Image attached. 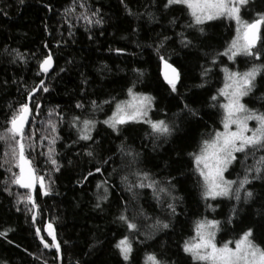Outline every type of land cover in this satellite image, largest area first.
<instances>
[{
    "label": "trees",
    "instance_id": "16d2710c",
    "mask_svg": "<svg viewBox=\"0 0 264 264\" xmlns=\"http://www.w3.org/2000/svg\"><path fill=\"white\" fill-rule=\"evenodd\" d=\"M166 3L0 0V135L20 106L31 102L25 156L45 186L31 192L13 183L19 168L11 143L0 140V264H150L149 255L162 264H203L183 246L195 239L197 223L208 219L220 222V244L234 242L251 228L254 242L264 248V173L255 179L256 173L249 171L264 150L237 153L225 174L232 181L249 176L251 183L241 190L239 201L205 199L193 158L205 140L223 131V69L242 73L264 65V25L253 49L258 59H229L223 53L235 39L234 23L196 25L186 6L166 8ZM246 10V21L258 19L264 0L250 1ZM49 55L54 68L44 73L40 65ZM163 61L179 70L175 91L161 76ZM129 89L152 97L147 119L165 121L170 134L153 132L144 119L118 125L115 131L104 123L117 104L132 99ZM244 103L264 113V71ZM73 117L96 122L92 140L79 139L82 125L73 127ZM53 138L59 170L48 156ZM151 181L157 182L155 192L138 186ZM245 190L253 193L247 201ZM29 194L35 207L22 199ZM121 215L137 228L129 229ZM49 223L55 241L48 235ZM163 223L169 227L162 228ZM125 237L132 245L127 261L116 247Z\"/></svg>",
    "mask_w": 264,
    "mask_h": 264
},
{
    "label": "snow or ice",
    "instance_id": "6c2138e0",
    "mask_svg": "<svg viewBox=\"0 0 264 264\" xmlns=\"http://www.w3.org/2000/svg\"><path fill=\"white\" fill-rule=\"evenodd\" d=\"M21 3H23V0H21ZM248 3L249 0H167L165 7L173 5L186 6L190 10L196 25H202L205 21L221 17L234 20L237 25V35L223 54L228 56L229 59H234L238 55L251 56L258 59L259 54L254 52L253 49L257 43L259 29L261 25H264V14H260L259 18L252 22L243 20L240 15L241 9L245 8ZM85 19L88 18L85 17ZM95 23L99 24L100 21L96 20ZM185 43H190V41H185ZM51 66L52 57L49 55L43 60L40 67L43 72L47 73ZM165 66L172 73L171 76L166 75L165 79L171 86L172 91H175L176 82L179 80L180 74L177 69L166 62ZM223 71L226 74V82L224 87L219 90V95L223 96L227 101L221 105L224 109L223 131H217L210 140H205L200 152L193 154V158L195 169L203 180L202 195L205 199L210 198L215 200L218 197H227L239 201L241 199V190L245 188V185L251 183L249 176L246 174L242 180L232 181L225 179L224 173L233 161L237 159L236 153L247 154L248 151L264 150V113L258 114L242 103V98L248 96L253 91L256 77L264 71V65H254L242 73L229 71L227 68L223 69ZM41 87L44 92L48 91L47 87L43 85ZM128 91L132 99L127 103L117 104L116 111L112 117L105 120L104 123L115 131L118 125L144 119L146 123L151 125L153 132L161 135L170 134L171 129L165 121L159 120L153 122L147 119L152 97L138 96L131 89ZM212 99L215 100L216 97H212ZM93 105H95V102H93ZM76 107L81 108L82 105L78 103ZM30 111L28 103L21 105L19 112L11 118L10 127L7 128L4 135H0V140L11 143L12 159L15 166L19 168V175L13 173V183L26 189H33L36 182L32 175L31 162L25 156L24 130ZM51 114L52 112L50 111L49 115ZM57 115L59 114L57 113ZM253 120L256 121V126L250 128L249 121ZM95 123L91 119H84L82 121L79 117H73L72 119L73 127L82 125V127H78L79 139L85 141L92 140L91 133L95 128ZM49 126L52 132L56 131V125L51 120L49 121ZM233 126H235L234 129ZM54 143L55 138L50 141L48 156L51 164L59 170L57 161L53 158L54 149L51 147V144ZM87 154L89 156L92 155L91 152ZM249 171L256 173L253 178H262L261 174L264 173V156L257 161L255 168L249 169ZM38 179L40 187L44 188L43 177H39ZM143 179H148L147 173L143 174ZM156 183V181H151L146 185L141 182L138 186L141 188H152L155 192ZM160 191L163 192L165 189L161 188ZM48 194V191L44 192V195ZM252 196L253 193L251 191L245 190L246 201ZM22 199L32 203L33 207L36 206L31 194ZM169 208H172L173 213L175 212L172 205H169ZM120 219L127 224L129 229L135 230L137 228V225L129 222L126 216L121 215ZM219 223L217 220L198 222L195 239L186 241L183 251L190 254L193 260L203 262V264H264V248H261L254 242L252 238L253 229L249 228L244 231L240 238L234 242L226 241L218 246L215 241V234ZM157 224H160V222L157 221ZM161 226L164 229L169 227L167 223H163ZM47 230L48 235L55 241V230L51 223L47 225ZM39 231L37 229L38 234ZM0 235H3V233H0ZM41 240L43 242V237H41ZM232 244H234V247L230 246ZM51 246L48 243H44L45 248ZM54 246L59 251V243H56ZM116 247L119 249L123 259L125 261L129 260L132 245L127 237L120 240ZM148 260L150 264H162V261L155 255H149Z\"/></svg>",
    "mask_w": 264,
    "mask_h": 264
},
{
    "label": "water",
    "instance_id": "95a60500",
    "mask_svg": "<svg viewBox=\"0 0 264 264\" xmlns=\"http://www.w3.org/2000/svg\"><path fill=\"white\" fill-rule=\"evenodd\" d=\"M261 27H262V25H261ZM261 27H260L259 32H258V39H257L256 46H257V44H258V42H259V39H260ZM256 46H255V47H256ZM165 62H166L167 64H170L173 68H175V69H177V68H176L173 64H171L170 62H168V61H163V62L161 63V68H160L161 76H162L164 82H165L167 85H169L168 82H167V80L165 79V76H166V75L171 76L172 73H171V70L165 66ZM53 68H54V60H53V58H52V66H51V68L48 70L47 73L52 72ZM177 71L179 72L178 69H177ZM42 72H43V71H42ZM44 73H45V72H44ZM179 74H180V73H179ZM179 82H180V76H179V80L176 82V86L179 84ZM169 86H170V85H169ZM28 104H29V108L31 109V111H30V114H29V117H28V121H27V123H26V125H25V130L27 129V127H28V125H29V123H30V121H31L32 115H33L32 103L29 102ZM25 130H24V131H25ZM30 167L32 168V175H33L34 179L36 180L34 188H33V189H26V188H22V187H20L18 184H17V185H18L21 189H23V190H29V191H31V192H34L35 189L37 188V186H40V185H38V176H37L36 171H35L34 167L32 166V164H30Z\"/></svg>",
    "mask_w": 264,
    "mask_h": 264
},
{
    "label": "rangeland",
    "instance_id": "374dc122",
    "mask_svg": "<svg viewBox=\"0 0 264 264\" xmlns=\"http://www.w3.org/2000/svg\"><path fill=\"white\" fill-rule=\"evenodd\" d=\"M250 1H252V0H249V2H250ZM246 7H247V6H246ZM246 7H245V8H242V9H241V13H240V15H241V17H242L243 20H245V16L248 15V11L246 10ZM214 20H227V21H229V22L231 21L232 23H234V26H235V38H236V35H237V33H236L237 25H236V22H235L234 20H230V19H228V18H226V17H221V18H217V19H214ZM210 21H213V20H210ZM245 21H246V20H245ZM244 98H245V97L242 98V103H244ZM244 104H245V103H244ZM246 107H247V106H246ZM148 111H149V109H148ZM147 114H148V113H147ZM142 120H143V119H141V120H139V121H142ZM253 121H254V120H253ZM253 121H249V127H250V128L253 127V126H251V125H252L251 123H252ZM136 122H138V121H136ZM234 127H235V126H233V129H234ZM254 127H255V126H254ZM236 154H237V153H236ZM231 165H232V164H231ZM231 165H230V166H231ZM230 166H229V167H230ZM229 167H228V169H229ZM228 169H227V171H228ZM227 171H226V172H227ZM226 172L224 173V176H225ZM225 179H226V177H225ZM221 198H226V197H218L217 199H221ZM215 200H216V199H215ZM208 220H211V219H208ZM217 236H218V230L216 231V234H215V241H216L217 245L220 246V245H222L223 243L220 244V243L218 242ZM230 246L234 247V244H232V245H230Z\"/></svg>",
    "mask_w": 264,
    "mask_h": 264
}]
</instances>
